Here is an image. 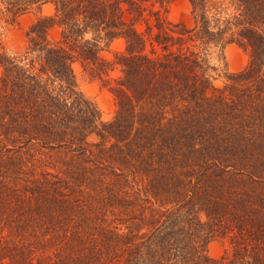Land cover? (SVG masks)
I'll list each match as a JSON object with an SVG mask.
<instances>
[{
	"label": "trees",
	"instance_id": "1",
	"mask_svg": "<svg viewBox=\"0 0 264 264\" xmlns=\"http://www.w3.org/2000/svg\"><path fill=\"white\" fill-rule=\"evenodd\" d=\"M152 1L0 0L11 21L54 6L23 53L0 44V264H264V0H191L192 27ZM230 42L249 62L217 85Z\"/></svg>",
	"mask_w": 264,
	"mask_h": 264
},
{
	"label": "rangeland",
	"instance_id": "2",
	"mask_svg": "<svg viewBox=\"0 0 264 264\" xmlns=\"http://www.w3.org/2000/svg\"><path fill=\"white\" fill-rule=\"evenodd\" d=\"M155 1V0H154ZM147 3L148 8H152V3ZM156 7L160 5L157 3ZM162 9V8H161ZM4 5L0 4V44L10 55L23 53L28 45V31L31 25L40 15L51 14L54 11L52 3H46L40 8H33L29 12L19 16L15 21L10 20V16L4 13ZM164 11V9H162ZM167 16L173 22H180L188 27L194 25L193 5L191 0H169L167 3ZM142 28L145 26L140 25ZM61 28L56 26L51 30V38L60 37ZM124 38L114 40L111 45L103 52V55L112 60L117 51L125 48ZM249 52L236 42L225 44L222 48H212L210 53L211 64L216 68L210 73L215 78L217 85H222L228 72L242 70L249 62ZM79 89L91 100H93L101 111L103 120L113 117L116 110L114 94L109 88V84L99 78H94L85 72L79 64L75 65ZM2 67L0 66V76ZM118 70L109 73L110 78L118 76ZM228 245L226 239L215 236L207 243V254L212 259H219L225 252Z\"/></svg>",
	"mask_w": 264,
	"mask_h": 264
}]
</instances>
